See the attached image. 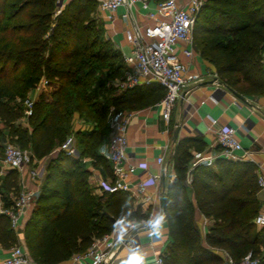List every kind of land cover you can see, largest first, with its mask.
Returning <instances> with one entry per match:
<instances>
[{"label": "trees", "instance_id": "1", "mask_svg": "<svg viewBox=\"0 0 264 264\" xmlns=\"http://www.w3.org/2000/svg\"><path fill=\"white\" fill-rule=\"evenodd\" d=\"M55 10L56 0H0V137L29 150L35 160L72 134L78 149L77 157L57 151L48 161L21 231L27 251L40 263L84 253L94 237L117 223L147 216L128 192L97 194L83 158L110 175L99 153L107 141L110 107H143L164 95L157 83L113 92L125 65L121 51L104 35L96 0H68L60 13ZM193 48L226 87L264 96V0H205L193 26ZM42 78L50 89L40 91L25 117L24 100ZM75 114L86 127L74 130ZM203 147L195 136L179 140L172 150L174 178L165 188V264L223 263L221 255L201 245L196 209L213 221L204 237L207 245L225 250L236 264L249 252L264 264V226L257 228L253 221L260 210L256 164L219 158L211 166L195 165L190 171L193 202L186 195L187 172ZM2 153L0 144V159ZM3 185L7 192L20 190L17 169L3 175ZM0 201L6 209L14 205L2 192ZM17 242L8 216L0 214V246Z\"/></svg>", "mask_w": 264, "mask_h": 264}, {"label": "built area", "instance_id": "2", "mask_svg": "<svg viewBox=\"0 0 264 264\" xmlns=\"http://www.w3.org/2000/svg\"><path fill=\"white\" fill-rule=\"evenodd\" d=\"M61 1V5H59ZM66 0H56L55 14L60 13ZM97 8L104 13L107 20L114 18L120 7H125L123 17L129 19L131 26L125 29V39L131 49L123 53L124 72L114 86L119 91L129 90L142 85L157 83L164 88V95L159 101L162 107L161 118L168 122L175 103L180 98L182 90L191 81L199 79V73L189 69V63L180 60L178 54L190 59L194 54L193 26L196 16L205 0H96ZM141 10L150 24L140 25L136 22L135 11ZM264 57V50H263ZM216 76V75H215ZM48 87L46 79L42 78L36 90ZM41 91V90H40ZM33 97L24 100V115L32 113ZM114 107H110L107 123L110 127V137L106 143V150L102 154L110 165V175L107 179L99 180L97 188L100 193H114L125 191L132 195L135 204L139 205L147 216L140 220H130L117 223L112 230L94 237L84 253L74 254L70 260L75 264H111L116 255L126 250L131 255L135 235L139 230L149 229L155 217V209L148 192L151 187H159L162 171L151 173L147 162L130 163L127 154V128L131 114L122 117H113ZM212 123H215L212 120ZM238 129L225 125L215 131L217 150L210 155H196L193 167L198 164L213 165L216 159L244 160L251 154L240 143ZM63 151L66 155L74 156L76 149L74 138L68 136L65 141L53 151ZM239 153H242L239 155ZM6 169H17L29 165L36 160L26 149L8 142L4 146V154L0 160ZM156 162L162 169L165 160L158 156ZM137 171L143 174L138 176ZM32 177L37 175L30 171ZM138 174V175H137ZM136 176L132 183L131 177ZM257 184L264 189V174L257 173ZM35 191H21L13 198L14 205L10 209L3 207L0 201V214H5L10 220L11 227L21 233L27 216L35 203ZM257 228L264 226V211L254 217ZM150 245L162 244V249L155 251L153 264H165L164 253L166 243L162 236H149ZM222 264H236L229 254L223 250ZM1 264H58L40 263L35 261L27 251L23 240L8 248L7 256ZM68 264V263H66ZM238 264H259V259L247 253Z\"/></svg>", "mask_w": 264, "mask_h": 264}, {"label": "crops", "instance_id": "3", "mask_svg": "<svg viewBox=\"0 0 264 264\" xmlns=\"http://www.w3.org/2000/svg\"><path fill=\"white\" fill-rule=\"evenodd\" d=\"M67 1L68 0H66L65 3ZM125 11V7H120L115 12L114 18L110 21L107 20L104 13L97 8V16L102 23L105 37L110 39L122 54L129 52L131 49L124 35L125 29L131 26L130 20L123 17ZM134 13L138 24L146 25L151 23V21L146 18L143 11L136 10ZM178 56L181 61L189 63L190 71L199 73V79L191 81L183 88L180 98L172 109L168 122L161 118L162 107L159 104L160 100L153 104L143 107H134L129 111L121 113V117L131 114L127 128V154L129 162H147L148 169L151 173H159L162 171V175H165L166 183L171 182L174 178L171 154L174 145L179 140L198 136L202 139L204 147L200 152L196 153L195 156L214 154L218 148L215 142V131L225 125H231L238 129L237 136L240 143L243 148L251 154L244 160L254 162L257 166V173L264 174V96L253 97L238 93L245 98V100H242L234 95L233 91L226 87L225 84L215 76L212 65L204 60L195 50L190 59L185 58L181 52ZM49 89V87H45L44 91H48ZM40 90L42 91V89H31L28 96L35 99L40 93ZM212 120H214L215 123H212ZM20 121L25 124L24 119ZM171 121L173 123L172 127H170L169 124ZM72 123L74 130L86 127V124H84L76 114L72 119ZM177 126L179 127L178 135L174 140V130ZM75 149L78 154L76 146ZM105 150L106 142L101 146L99 153L102 155ZM241 154L242 153H239V155ZM158 156H163L165 160L162 169H160L156 162ZM46 157L37 160V163L34 164L38 172L37 178L31 176V169L29 170L27 166L18 170L19 187L21 191H37L40 188L43 177L42 174L46 171L45 166H47L44 163ZM83 161L87 163V167L91 171L90 182L95 187V192L101 194L97 188V183L99 180L107 179L109 175L105 176L100 169L92 167L89 158H83ZM193 161L189 164L187 172L186 195L194 202L193 190L190 184V171L193 167ZM137 173L139 174H137L138 176L143 174L141 171H137ZM131 180L132 183H134L136 181V176L131 177ZM148 192L151 195V203L155 209V219L158 215L162 214L160 207L161 185L157 188H149ZM257 198L260 202V211H264V189L258 191ZM30 213L31 211L23 218V224L28 219ZM195 221L200 229L201 245L212 249L222 256L223 249L210 247L204 239L213 221L204 217L197 209L195 210ZM152 231L151 224L149 229L144 228L139 230L134 238V246L131 255L126 250H122L116 255L111 264H126V262L131 260L133 254L137 252L143 254V264H153L155 251L161 250L162 244L157 243L150 245L149 236ZM161 231L162 239L167 245L169 241V231L166 220H164ZM18 237L21 238L22 233H20ZM7 254L8 248L0 246V264ZM66 263L75 264L70 258L58 264Z\"/></svg>", "mask_w": 264, "mask_h": 264}, {"label": "rangeland", "instance_id": "4", "mask_svg": "<svg viewBox=\"0 0 264 264\" xmlns=\"http://www.w3.org/2000/svg\"><path fill=\"white\" fill-rule=\"evenodd\" d=\"M119 90H115V91H113V92H118ZM132 108H134V106H126V105H121V106H119V108H117L116 110H114L113 111V117L114 118H118V117H121L120 115H121V113L122 112H126V111H129L130 109H132ZM84 124H86V123H84ZM86 126H87V124H86ZM0 129H3V126H2V124L0 123ZM108 135H107V141H106V143L108 142V140H109V137H110V127L108 126ZM71 134V133H70ZM70 136H72L73 138H74V135L72 134V135H70ZM8 143V141L6 140V139H2L1 137H0V144L2 145V147H3V153H2V156H1V158L3 157V154H4V146L6 145ZM27 150V149H26ZM28 152H30L29 150H27ZM56 156V153L55 154H53V153H51L50 155H48L47 157H46V160L44 159V163H45V165H47L48 164V161L51 159V158H53V157H55ZM75 157H77L78 156V154L75 152V155H74ZM1 160V159H0ZM37 163V160L34 162H31V163H29V165H27V167H28V169L30 170H34V171H36L37 172V170L35 169V165L34 164H36ZM46 167L47 166H45V170H46ZM8 170H10V169H6L5 167H4V165L2 164V162L0 161V192H2V193H4L5 195H7L8 197H10L11 199H13L14 197H16V196H18V194L21 192V189L19 190V189H15V188H11L8 192H7V189L5 188V186L3 185V175L4 174H6V172H8ZM30 170V171H31ZM38 173V172H37ZM43 175V177H42V181H43V178H44V175H45V172L42 174ZM36 178H37V175L35 176ZM42 184V183H41ZM93 185V184H92ZM40 189V188H39ZM39 189L37 190V191H35V197H37V195H38V192H39ZM23 191V190H22ZM96 191V190H95ZM97 194H99L98 192H96ZM35 204V203H34ZM260 211V210H259ZM18 236H19V233H18ZM22 238V237H21Z\"/></svg>", "mask_w": 264, "mask_h": 264}, {"label": "clouds", "instance_id": "5", "mask_svg": "<svg viewBox=\"0 0 264 264\" xmlns=\"http://www.w3.org/2000/svg\"><path fill=\"white\" fill-rule=\"evenodd\" d=\"M165 217L163 214L158 215L153 221H151L152 225V233L153 236L162 235V226L164 223ZM126 264H143V254L142 253H134L131 260L126 262Z\"/></svg>", "mask_w": 264, "mask_h": 264}, {"label": "water", "instance_id": "6", "mask_svg": "<svg viewBox=\"0 0 264 264\" xmlns=\"http://www.w3.org/2000/svg\"><path fill=\"white\" fill-rule=\"evenodd\" d=\"M59 5H61V1H60ZM233 93L238 98L245 100V98L242 97L241 95H239L237 92L233 91ZM178 130H179V127L177 126L174 130V140L177 138ZM160 185H161V190H162L161 195H160V207L162 210V214L165 216L166 215V195H165L166 181H165V175L164 174L161 177Z\"/></svg>", "mask_w": 264, "mask_h": 264}]
</instances>
